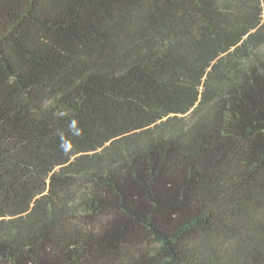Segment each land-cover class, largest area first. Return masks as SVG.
<instances>
[{"label":"trees","instance_id":"1","mask_svg":"<svg viewBox=\"0 0 264 264\" xmlns=\"http://www.w3.org/2000/svg\"><path fill=\"white\" fill-rule=\"evenodd\" d=\"M0 264H264V0H0Z\"/></svg>","mask_w":264,"mask_h":264}]
</instances>
